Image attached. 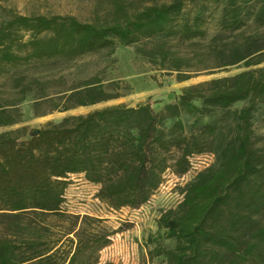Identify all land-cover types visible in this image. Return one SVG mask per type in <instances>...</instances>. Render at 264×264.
Returning <instances> with one entry per match:
<instances>
[{"label":"trees","instance_id":"1","mask_svg":"<svg viewBox=\"0 0 264 264\" xmlns=\"http://www.w3.org/2000/svg\"><path fill=\"white\" fill-rule=\"evenodd\" d=\"M111 4L92 22L0 5V127L22 122L19 103L32 90L40 92L35 115L124 95L98 73L47 92L50 70L25 74L45 63H63L64 79L83 56L131 46L177 82L239 63L249 69L185 86L159 109L120 103L48 121L36 134L26 126L1 132L0 264H111L100 262L101 250L132 224L110 230L64 209L69 176L98 186L95 197L112 210L138 209L167 173L186 175L203 154L212 162L146 237L149 263L264 264V0Z\"/></svg>","mask_w":264,"mask_h":264},{"label":"rangeland","instance_id":"2","mask_svg":"<svg viewBox=\"0 0 264 264\" xmlns=\"http://www.w3.org/2000/svg\"><path fill=\"white\" fill-rule=\"evenodd\" d=\"M0 5L12 9L23 15H72L81 21H97L104 17L110 10L111 0H0ZM76 67L66 72L63 79V63H45L28 69L26 76H34L44 69L50 70V83L46 85V91L59 92L70 84L78 74L77 81L90 74L98 73L105 84L115 82L119 85L123 96L104 102L77 106L67 111H51L44 115H35L33 104L39 93L37 90L28 92L19 103L22 111V122L10 127H0V133L8 129L26 126L28 131L42 128L48 121L59 122L69 115L86 114L94 109L115 104H127L135 106L138 103L149 101L154 109H159L164 103L174 100L176 94L185 86L213 78L235 75L249 69L242 63L215 70L213 73L198 74L188 80L177 82L175 74L160 72L135 53L131 46H118L110 57L105 55H86L77 59ZM12 88L8 83L4 88L7 93ZM51 102L38 107V111H48ZM213 160L211 154H203L193 159V169L182 177L167 173L162 185L140 210L122 208L112 210L95 197L98 186L90 183H82L79 175H70L69 184L64 192L63 208L81 215L87 214L103 219V224L108 229H116L128 223L133 226L143 224L150 231L153 222L159 216L161 210L175 207L182 199V187L196 173L207 167ZM130 228V230H131ZM136 227L132 232L123 231L111 236V243L101 250L100 262L111 264H146V254L143 249L144 242L139 240ZM147 231V233H148ZM158 260V259H157ZM156 260V261H157ZM161 260V258H160Z\"/></svg>","mask_w":264,"mask_h":264},{"label":"crops","instance_id":"3","mask_svg":"<svg viewBox=\"0 0 264 264\" xmlns=\"http://www.w3.org/2000/svg\"><path fill=\"white\" fill-rule=\"evenodd\" d=\"M82 183H87V182L84 181V180H82ZM144 205H145V204H144ZM144 205H143V206H144ZM140 208H142V206H141ZM140 208H138V209H133V210H140ZM129 209H130V208H129ZM157 218H158V217H157ZM135 227H136V229H137V231H135V232H137L136 234L139 236V240L144 242L143 249H144L145 254H146V264H150V263H149V260H148V257H147V246H146L145 243H146V237H147V235H148V234H153V233H155L156 230H157L156 219H155V221L153 222V226H152V229H150V231H148L147 229H145V228H144L145 226H143V224L140 225V227L138 226V224H136V226H133V228H131V230L128 229V230H126V231H128V232H132V231L135 230ZM147 231H148V233H147ZM124 232H125V231H124ZM124 232H121V233H124Z\"/></svg>","mask_w":264,"mask_h":264},{"label":"water","instance_id":"4","mask_svg":"<svg viewBox=\"0 0 264 264\" xmlns=\"http://www.w3.org/2000/svg\"><path fill=\"white\" fill-rule=\"evenodd\" d=\"M37 130H34V133L36 134Z\"/></svg>","mask_w":264,"mask_h":264}]
</instances>
